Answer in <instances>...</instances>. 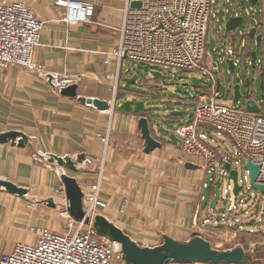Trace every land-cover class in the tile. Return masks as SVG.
Listing matches in <instances>:
<instances>
[{"label": "crops", "instance_id": "1", "mask_svg": "<svg viewBox=\"0 0 264 264\" xmlns=\"http://www.w3.org/2000/svg\"><path fill=\"white\" fill-rule=\"evenodd\" d=\"M56 1L0 0L6 4L23 3L42 21L35 58L47 73L86 77L77 86L76 96L67 97L21 68L11 67L0 76V134L15 132L25 141L22 146L15 140L0 143V181L26 192L16 195L0 187V256L11 252L18 244H34L36 236L29 232L31 227L37 231L57 227L52 223L55 215L48 208L41 206L32 211L29 204L53 200L61 204L59 209L63 210L68 200L54 195L56 189L63 188V178L85 190L101 176L99 197L105 208L99 215L142 248L159 247L164 238L186 243L198 233L221 229V224L203 225L209 210L223 200L221 195L214 201L215 191L211 196V191L203 189L200 200L193 201L198 177L188 160L183 161L172 135L179 121L186 118L182 112L193 103L182 96L183 101L174 106V101L169 99L173 96L169 87L183 81L187 73L172 76L171 71L163 73L151 68L157 76L148 74L145 85L150 82L144 89L148 96L141 100L130 97L124 90L132 74L123 62L119 74L121 91L114 95L104 76L115 71L116 64L111 62L104 66L102 54L118 47V29L128 0H75L95 6L90 23L76 25L62 21L65 9ZM211 16L209 31L212 27L217 45L223 44V54L228 50H241L245 43L251 45L253 41L246 35L252 27L264 41V0H258L255 6L248 0H213ZM235 16L247 18L249 24L245 31H225V22ZM216 24L218 29H215ZM220 53L218 50V57ZM221 64L220 61L218 66ZM164 77L169 79L168 86H162ZM192 81L190 91L183 92L192 93L203 86L198 75ZM137 83L143 84L141 80ZM233 85L230 80L227 94L232 95ZM230 98L233 100V96ZM96 100L106 102L108 108L98 110L93 105ZM126 101L142 102L143 109H120ZM147 115L157 119L153 123L150 118V137L160 144L150 152H145L146 141L139 126ZM33 156L43 157V163L34 164ZM57 158L63 160L62 166L56 163ZM245 258L244 253L240 264H248Z\"/></svg>", "mask_w": 264, "mask_h": 264}, {"label": "built area", "instance_id": "2", "mask_svg": "<svg viewBox=\"0 0 264 264\" xmlns=\"http://www.w3.org/2000/svg\"><path fill=\"white\" fill-rule=\"evenodd\" d=\"M132 2L140 6L133 8ZM212 3L213 0H128L118 29V47L102 54L104 66L116 64L115 71L106 73L104 81L115 95L124 61L133 70L135 66L160 68L169 69L172 76L187 73L200 77L203 86L188 93L193 105L184 109L182 114L186 118L179 121L172 135L185 156L200 160L207 177L203 189L216 181L223 184L224 178L232 180L221 191L226 200L209 210L203 225L210 222L222 225L231 219L233 223L227 224H236L237 230L243 231V220L256 217L253 212L264 201V191L251 186L246 167L247 162L259 167L255 183L264 186V103L249 99V105H257V113L247 111L245 104H234L232 95L220 83L218 64H213L210 58L205 62ZM57 5L65 9L62 21L67 25L90 23L95 13L91 2L62 0ZM42 28L43 23L23 3H0V74L11 67L21 68L45 80L57 93L78 86L84 76L47 73L34 61ZM224 55L238 67L233 50ZM220 137L234 149L232 154L227 152ZM213 143L219 147H213ZM41 159L33 156L36 163L41 164ZM225 164L236 173L241 167L242 179L238 180L236 174L234 183ZM100 183L101 177H98L94 184L82 189L85 215L93 218L91 223L105 208L99 197ZM54 195L66 198L63 188L56 189ZM35 207V203L29 204V209ZM64 216L66 221L61 233L31 227L29 232L36 236L34 244H18L0 256V264H128L118 243L98 235L93 227L87 229L84 219L76 221L66 211ZM261 216L264 217V211Z\"/></svg>", "mask_w": 264, "mask_h": 264}, {"label": "water", "instance_id": "3", "mask_svg": "<svg viewBox=\"0 0 264 264\" xmlns=\"http://www.w3.org/2000/svg\"><path fill=\"white\" fill-rule=\"evenodd\" d=\"M252 6L257 4L258 0H248ZM140 6L138 2H132L131 7L137 8ZM248 21L246 17L243 16H235L230 17L224 24V29L227 32H235L237 29H242L245 31L248 28ZM257 29L255 27L250 28L247 31V39L255 42V49H259L262 46V35L256 34ZM257 60L256 51H251L250 53V65L252 68L255 67V62ZM225 64L230 73L235 72V65L233 60L227 59L225 60ZM137 70H132V76L126 80L125 87L128 88L130 86L134 87H143L144 84H138V80L143 79L139 72H146L151 75H156V73L152 72L147 67L136 68ZM260 77V89L262 90V75ZM194 82H197L194 80ZM220 84H218V87ZM76 86H72L64 91H61L60 94L67 97H75L76 96ZM179 95L188 96V92L176 91ZM232 96L233 103L237 104L241 100L246 102L245 106L247 111L257 113L258 107L257 105H249V97H250V81L248 79L245 80V92L242 94L240 83H236L232 86ZM262 97V96H261ZM93 105L98 110H106L108 105L106 102L96 100L93 102ZM120 109L125 111L135 110L141 111L143 109L142 102H134V101H126L120 106ZM173 114H179L173 113ZM141 133L143 138L146 141L145 152H150L155 147H158L160 144L150 137V127L149 123L146 119H142L139 123ZM8 140L16 141L17 145L22 146L24 144V139H21L19 135L15 132L0 134V143H4ZM56 163L59 166L64 164L63 160L56 159ZM71 165L68 163V166ZM225 170L229 172L231 178L235 183L236 179V171H230V165L225 164ZM246 167L250 173V184L251 186L258 190L264 191V186L257 185L255 183L256 178L259 174V167L251 164L250 162L246 163ZM63 189L65 192L66 199L68 200V214L76 221H82L85 218V214L82 209V192L80 188L72 181L67 178L62 179ZM0 187L4 188L7 192L16 194V195H24L26 192L24 190L18 189L13 184L7 183L5 181H0ZM238 192V187L235 184L234 193ZM53 206L51 202H48ZM95 224L93 225L94 230L100 236H105L109 238L111 241L116 242L120 245L122 253L125 257V260L128 264H194V263H205V264H240L244 258V252L241 248H236L231 251H216L211 248L208 242L204 241L201 237L196 236L193 237L190 241L186 243L176 242L169 238H164L163 244L156 248H142L138 246L135 242H133L121 229L109 223L106 219L101 216H96L94 218ZM85 222H87L85 220ZM107 229V230H106Z\"/></svg>", "mask_w": 264, "mask_h": 264}, {"label": "rangeland", "instance_id": "4", "mask_svg": "<svg viewBox=\"0 0 264 264\" xmlns=\"http://www.w3.org/2000/svg\"><path fill=\"white\" fill-rule=\"evenodd\" d=\"M58 1H62V0H57L56 4ZM231 4L232 3H230V5ZM25 6H27V5H25ZM246 7H248V6L246 5ZM94 15H95V13H94ZM34 16H35V14H34ZM212 29L213 28L211 27L209 34L207 36L208 47L206 49V55L207 56H205V62L208 61L209 58L213 62V64L214 63L219 64L220 61L222 62L221 66H219L218 70L219 69L222 70V73L221 74L219 73V77L221 80V84L225 88L229 84V81L232 80V84L240 83L241 92L243 94L245 92V80L248 79L250 81V97H249V99L251 101H254V102L255 101L260 102L262 100L264 103V41L262 42V46L259 49H255V42L254 41H253V43H251V45L249 43H245L244 47L241 50H240V48L236 49L234 58H238L239 64H238V67L235 69V72L230 73L226 64H225V60L227 58L223 54V44L220 43L219 45H217ZM215 29H218L217 24L215 26ZM238 43H239V40H236V44H238ZM217 46H219V47H217ZM227 47H230V46H227ZM217 50L221 51V53L219 55L220 57H218V54L216 52ZM254 50L257 53V60L255 62V67L252 68L250 65V53H251V51H254ZM34 61L36 63L42 65L41 63H39L36 60L35 56H34ZM124 63H125V68L129 69V71L131 72L133 69H131V66L128 64V62L124 61ZM213 64H212V66H213ZM42 66L44 67V65H42ZM136 68H137V66H135L134 69L137 70ZM8 69H10V68H8ZM158 70L162 71L163 73H167L170 71L169 69L164 70V69H160V68H158ZM56 74H58V73H56ZM139 74L143 79L149 78V75L146 72L140 71ZM184 74H186V73H184ZM214 75L216 76V74H214ZM260 75H262V81H263L262 90L260 89V77H259ZM0 76H1V74H0ZM81 76H83V75H81ZM193 76L197 77V74H195ZM193 76H191V74H189V76L186 74V76H184V78H183V81H181V82L177 81L176 83L171 85V87H169V88H171V92L173 95V96L169 95V96H172V97H169V99L174 101V104H173L174 106H178L180 104V102L183 101L182 95H179L177 92H174L175 89L181 90V91H190L189 85H191L193 83V81H192V78H194ZM168 80L169 79H167V77H164L162 86H168V84H169ZM83 82H84V80H82L80 82V84H82ZM142 82H143L144 86L140 87V88L139 87L137 88L134 86H131L130 88L124 87L125 88L124 90H126V94L127 95L129 94L130 97L139 98L141 100L144 99V96L147 97L148 94L144 92L145 91L144 89H145V86L147 84H149L150 81L146 85H145V80H143ZM101 84L103 85V83H101ZM227 87L231 88L229 86H227ZM118 91H121V87H119ZM118 91L116 92L115 95H119ZM168 91L170 92V90H168ZM124 98H128V96H125ZM254 102H251V103L254 104ZM243 103H244V100H241L238 104L243 105ZM168 110H169V107L167 106V110L165 112L166 116L168 115ZM150 118H151L153 123L157 122L156 117H151V115H147L145 117V119L147 120L148 123H149V121H151ZM212 135L215 136L214 133ZM218 139L224 143L223 145L226 147L227 152L229 154H232L234 149L232 147H229L226 144V139L223 137H220ZM16 144H17V142H16ZM211 145L215 148L219 147V145L217 143H213ZM179 151H180V149H179ZM179 153L182 156L183 161H185V159L188 160V164H190V166L193 168V170L195 172V176L198 177V178H195V184H194V190H193V199H194L193 201L195 203H197L198 199L200 200V198H199L200 192L203 191V180L205 178V171L202 167L200 160L195 159V158H191V157H187L181 151ZM36 157H38V156H36ZM33 163L36 165L39 164V163H36L34 160H33ZM41 163H43V159H41ZM100 173H101V171H100ZM98 177H101V176H98ZM237 179L238 180L242 179L241 167L237 168ZM227 183L232 184V180H227L226 178H224L223 179V186H222V182H220V181L219 182L216 181L215 183H212L209 185V187L207 189L209 191H211V196H214V191L216 193L214 201H216L217 198L221 195L222 188L225 189ZM212 187H214V188H212ZM80 190L82 192L81 188H80ZM262 194H264V192H262ZM233 196L234 195L232 194V197ZM221 198L223 200H226V197L224 195H221ZM233 199H234V197H233ZM48 202H51L53 204V206H51V204H49ZM55 202L53 200L44 201V202H41V201L40 202H34L36 207L32 211H36V209L38 207L41 208V206L44 208H48L50 210V212L53 213V215H55L54 216L55 221H52V223H55V225L57 227L56 228H49L48 227L46 229H50L53 232L59 233L63 229L64 221H66L65 216H64V212L65 211L67 212L68 206L64 207V209L61 210V209H59L61 204H59V203L55 204ZM196 206H197V204H196ZM196 206H195V210L197 209ZM238 208H240V207H238ZM82 209H83V212L85 214V203L83 202V194H82ZM263 211H264V201L262 202L260 209L256 208V212H255V215L257 217L256 222H255V217H253V216L243 220V222H242V225H243L242 227L244 229L243 231H238L236 228V226H237L236 224H233V225L227 224V223H233V220L230 219V222H226V223H223L221 225V229H216V228H215L216 230L210 229L209 232H206L204 234H200L197 232L198 235H196V236H199L204 241L208 242L209 245L211 246V248L218 251V252L225 251V250H231V249L233 250L236 248H241L243 250V252L246 254L245 259H247L246 262H248V264H264V217H262L263 215L261 216V213ZM96 216H101V215H96ZM259 217L260 218L262 217V221H260V222H259V220H260ZM92 219L88 215L87 216L85 215L84 222H85V220L87 221V222H85L87 229L94 227L93 225L95 224V221L93 220V222L91 223ZM93 231H95L94 228H93ZM171 264H173V263H171Z\"/></svg>", "mask_w": 264, "mask_h": 264}]
</instances>
